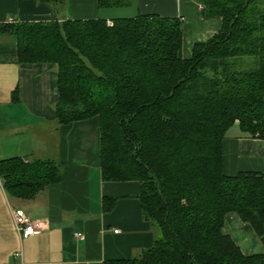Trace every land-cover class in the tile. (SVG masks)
I'll use <instances>...</instances> for the list:
<instances>
[{
    "label": "trees",
    "instance_id": "1",
    "mask_svg": "<svg viewBox=\"0 0 264 264\" xmlns=\"http://www.w3.org/2000/svg\"><path fill=\"white\" fill-rule=\"evenodd\" d=\"M197 1L222 24L189 58L179 17L0 25L17 42L20 63L57 64L58 124L99 118L103 180L140 184L154 244L104 264H264V253H243L223 231L225 214L235 211L264 244V170L229 175L223 163V139L233 124L264 138V0ZM61 171L53 159L0 161L6 188L28 198ZM115 202L105 198L104 206L111 210Z\"/></svg>",
    "mask_w": 264,
    "mask_h": 264
},
{
    "label": "crops",
    "instance_id": "2",
    "mask_svg": "<svg viewBox=\"0 0 264 264\" xmlns=\"http://www.w3.org/2000/svg\"><path fill=\"white\" fill-rule=\"evenodd\" d=\"M199 4L133 0L129 6L100 8L98 0H64L56 6L38 0H0V25L99 17L112 22L138 13L179 17L183 55L189 58L195 44L209 40L222 24L220 16L205 14ZM58 82L56 63H20L17 42L0 32V161L17 156L26 161L53 159L62 170L58 179L29 198L10 192L0 175V264H104L131 258L155 241L138 197L139 182L103 180L99 118L57 123ZM223 163L229 175L263 171L264 138L233 124L223 139ZM105 198L116 199L111 210L105 208ZM13 210L39 220L42 230L21 238ZM223 231L243 253H264L255 229L237 212L225 214ZM19 252L22 259L15 255Z\"/></svg>",
    "mask_w": 264,
    "mask_h": 264
},
{
    "label": "built area",
    "instance_id": "3",
    "mask_svg": "<svg viewBox=\"0 0 264 264\" xmlns=\"http://www.w3.org/2000/svg\"><path fill=\"white\" fill-rule=\"evenodd\" d=\"M200 9H204L202 3L199 4ZM13 216L15 220V225L20 233L21 238H27L31 235L37 234L42 230V224L39 220H32L25 212L21 210H13ZM78 237L84 238V235L81 232H76ZM16 257L22 259V253H16Z\"/></svg>",
    "mask_w": 264,
    "mask_h": 264
},
{
    "label": "rangeland",
    "instance_id": "4",
    "mask_svg": "<svg viewBox=\"0 0 264 264\" xmlns=\"http://www.w3.org/2000/svg\"><path fill=\"white\" fill-rule=\"evenodd\" d=\"M128 11H131V8L127 9V11H125V13H128ZM130 13H135V12L132 11V12H130ZM124 15L130 16L131 14H124ZM133 15H134V14H133ZM133 15H132V16H133Z\"/></svg>",
    "mask_w": 264,
    "mask_h": 264
}]
</instances>
